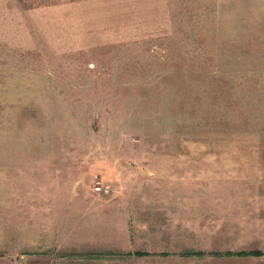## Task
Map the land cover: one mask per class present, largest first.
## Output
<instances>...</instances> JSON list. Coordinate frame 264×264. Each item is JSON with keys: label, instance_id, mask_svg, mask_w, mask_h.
<instances>
[{"label": "rangeland", "instance_id": "374dc122", "mask_svg": "<svg viewBox=\"0 0 264 264\" xmlns=\"http://www.w3.org/2000/svg\"><path fill=\"white\" fill-rule=\"evenodd\" d=\"M0 264H264V0H0Z\"/></svg>", "mask_w": 264, "mask_h": 264}, {"label": "trees", "instance_id": "16d2710c", "mask_svg": "<svg viewBox=\"0 0 264 264\" xmlns=\"http://www.w3.org/2000/svg\"><path fill=\"white\" fill-rule=\"evenodd\" d=\"M225 89L223 90H228L230 89V85L228 84H224L223 85ZM195 255H198V256H204L205 255V252L204 251H195V252H191ZM189 253V254H191ZM126 255L129 254V253H125ZM135 256L137 257H143V256H146L147 254H151L150 252H147V251H135L133 253ZM158 255H161V256H169L171 255L170 253H167V252H160V253H157ZM186 254H188V252H186ZM210 255H213V256H262L263 255V251L261 250H258V249H252V250H248V251H245V250H241V251H224V252H209ZM132 255V253L130 254ZM182 255V254H181Z\"/></svg>", "mask_w": 264, "mask_h": 264}, {"label": "built area", "instance_id": "2783aa9c", "mask_svg": "<svg viewBox=\"0 0 264 264\" xmlns=\"http://www.w3.org/2000/svg\"><path fill=\"white\" fill-rule=\"evenodd\" d=\"M95 190H97V191H102V192H104V193L109 192V188H108V186H106V185H103V186H102V185L100 184V182H97V183H96Z\"/></svg>", "mask_w": 264, "mask_h": 264}]
</instances>
